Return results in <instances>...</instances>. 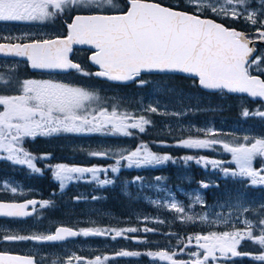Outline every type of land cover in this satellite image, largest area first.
Returning a JSON list of instances; mask_svg holds the SVG:
<instances>
[{
	"label": "snow or ice",
	"instance_id": "6c2138e0",
	"mask_svg": "<svg viewBox=\"0 0 264 264\" xmlns=\"http://www.w3.org/2000/svg\"><path fill=\"white\" fill-rule=\"evenodd\" d=\"M189 12L178 10L179 5L165 6L157 0H128L126 11L119 9L114 0H0V22L44 21L56 17L69 9L93 14L76 15L68 25V35L52 40H35L24 43H0V54L26 57L34 69L69 71L75 70L84 76L95 75L112 81L126 82L139 79L143 72L187 73L198 77L199 84L205 89L227 90L228 92L248 93L251 97L264 98V79L250 74L249 69L264 63V56L250 59L254 41L235 29L225 27L212 19L202 18L205 11L217 17L238 19L243 17L252 25L259 24L256 29L257 39L264 41V11L248 10V0H186ZM114 14H102L103 12ZM247 13V14H245ZM23 37L7 36L0 40H21ZM73 44L93 45L94 53L91 61L99 66V71L90 73L74 63L69 53ZM264 71V70H262ZM9 81L0 76V84ZM140 84L146 81L139 79ZM149 112H157L156 107H149ZM244 117L255 115L264 117V112H242ZM151 121L144 116L135 117L127 112H120L113 105L111 111L100 104L99 95L79 86L51 80H25L22 82L21 94L0 95V151L6 152L5 158L15 164L27 165L35 172H40L34 161L46 159V156L36 157L25 151L23 138L37 135L51 136L58 133H104L109 135H132L129 129L145 131V126ZM205 138H188L180 141L177 146L195 149L213 148L221 145L224 151L231 153L236 170L224 168L223 161L209 160L206 157H184L185 163L195 160L197 164L211 165L220 168L225 176L247 178L251 186L264 185V167L257 169L253 162L257 157L264 158V138L243 137L246 143H232L218 139V134L212 130H200ZM211 137V138H208ZM92 156H107L108 152H92ZM119 159L112 172H118L121 161H127L128 167L133 165L155 166L164 164L173 158L170 155H158L150 151L145 144L124 155L117 153ZM175 162V161H173ZM101 167H81L58 164L54 166V178L60 182L63 189L67 182L81 180L84 174L90 173L93 179L103 186L112 183L111 180L98 179V174L107 172ZM139 179V178H137ZM159 179V177L157 178ZM208 187L207 184L201 185ZM16 193L15 187L10 189ZM95 199V197H94ZM196 202L202 203L199 196ZM159 203V202H154ZM37 201L26 203H0V216L19 218L32 213L26 211ZM48 201L40 203L46 207ZM165 207L177 212L181 221H194L196 218L187 215L185 208L175 199L164 204ZM248 209H242L246 212ZM147 220V218H145ZM202 223L228 224L230 218L219 217L209 220L207 216L199 218ZM239 219V217H237ZM163 223V221H156ZM244 230L236 229L224 232H209L187 237V244L180 248L185 252L193 240L196 251H188L190 260H178L176 252L167 250L157 252H139L121 250L115 257L148 256L153 260L167 261L169 264H216L220 260L244 258L251 256L253 260L264 261V219L253 222L244 219ZM145 233L155 231L151 228L128 229H80L58 227L50 235H5V241L35 240L39 242L63 241L77 236H111L113 240L127 236V233ZM256 232L259 234L257 235ZM168 235H175L169 233ZM137 239L138 243L146 241ZM251 241L260 246L258 254L240 252L238 246L242 241ZM178 243L183 241L178 240ZM203 250V251H200ZM115 257L96 256L85 259L73 254L65 264H105ZM0 264H35L31 257L10 255L0 252Z\"/></svg>",
	"mask_w": 264,
	"mask_h": 264
},
{
	"label": "flooded vegetation",
	"instance_id": "af4514ba",
	"mask_svg": "<svg viewBox=\"0 0 264 264\" xmlns=\"http://www.w3.org/2000/svg\"><path fill=\"white\" fill-rule=\"evenodd\" d=\"M114 2L122 11H125L128 7V0H123V2L122 0H114ZM78 13L89 12H79L69 9L58 14L44 24L49 37L33 39L44 40L66 37L68 35V25L72 23L74 16ZM103 13L114 14L107 11ZM247 33L250 38L257 39L256 31H248ZM30 40H32V38L17 41L10 40L8 42L24 43L30 42ZM0 42L6 41L0 40ZM94 51L95 49L75 48L71 58L73 61L79 63L85 71L95 73L100 69L90 63V56ZM0 66L4 68L7 67L10 74L19 70L23 71L20 77L14 75V78H11L14 81L12 85L18 84L23 80L32 79L37 81L51 80L68 85L85 86L99 95L100 104L108 107L109 111H111V106L115 105L112 103L111 99L122 96V84L112 83L95 75L84 76L77 73L75 70H71L67 73L32 71L29 62L26 60L3 57H0ZM152 78V75L148 74L140 77V79L146 81V85L145 87L143 85V88L149 87L148 89H150L163 86L158 83V79L155 80ZM152 80L155 81L152 82ZM138 83L139 80L136 81L135 84L123 85V90L128 91L133 88L132 86L138 85ZM19 94L21 93L16 91L13 86L8 91H0V95ZM113 102L118 103L116 107L122 112V103L120 101ZM201 110H203L202 107L199 108V111ZM143 115L148 117V113H144ZM150 115H152V119H155L158 123L156 125H164L165 122L174 119V116L171 115L164 116L157 113H152ZM194 117L196 118V115H194ZM209 119L217 121V118H201L203 122ZM153 124L154 123L151 122L150 125H146L144 132H140L138 129H129L133 132L130 136L118 134L119 149L122 151L121 147L124 146L126 148L127 144L132 146L141 145L142 142L137 141L138 139L133 141L134 135L136 137L145 135L149 130V126ZM215 125L218 126L217 124ZM161 126H159V129L156 128L157 132L163 129ZM168 128L171 129V123H169ZM173 128L175 127L173 126ZM173 128L172 130L166 129V132L173 133ZM182 132L187 133V131ZM200 133L204 134V132ZM111 141L114 142V146L111 144ZM115 145L116 141L113 140V136L109 134L62 132L51 136L37 135L35 138H23L20 146L23 147L25 151L38 158L41 156L47 157L46 159H37L34 161L36 167L40 168V172L33 171L28 168L27 165L15 164L5 158H0V202L37 201L36 205H31L27 209V211L33 212L29 217L10 218L0 216V252L31 257L35 261V264H65L68 257L73 254L84 257L85 259H94L96 256H101L102 258L104 256L111 257L110 236L85 237L81 235L58 242H39L35 240L5 241L2 237L5 235H50L54 234L56 229L60 226H67L77 231L88 228L94 229L93 222H83L82 218L85 214L82 216V212L80 211L91 209L93 206L98 209L107 208L106 204L98 202L97 205L95 204L93 192L95 179L92 178L90 173H87L84 174L83 179L67 182L65 187L61 189L60 182L54 178L53 169L54 166L58 164L81 167L96 166L108 169L106 173L101 172L98 174V179H107L111 170L110 162L116 159L112 157L113 155L111 154V147H115ZM92 152H108L109 155L92 156L90 155ZM6 155V152L0 151V157H6ZM169 155L173 157L172 152H170ZM253 166H257L259 169L264 167V165L260 166L256 159L253 162ZM142 167L144 168L145 166ZM13 180L23 184V188H25L23 193H12L10 186L5 185L8 184V182L13 183ZM44 201H48L49 204L41 208L40 203ZM62 209L69 211L75 210L80 212V214L75 212L70 218L66 217L65 219H61L60 212ZM190 259H192V257L189 256L187 260ZM73 264H76V261H73ZM105 264H110V259L106 261ZM210 264H212L211 261ZM216 264H218V262H216Z\"/></svg>",
	"mask_w": 264,
	"mask_h": 264
},
{
	"label": "rangeland",
	"instance_id": "374dc122",
	"mask_svg": "<svg viewBox=\"0 0 264 264\" xmlns=\"http://www.w3.org/2000/svg\"><path fill=\"white\" fill-rule=\"evenodd\" d=\"M263 1V2H262ZM264 3V0H261ZM249 11L257 9H248ZM204 13V12H203ZM61 14V13H60ZM247 14V13H245ZM50 19L44 21H27V22H0V37H23L27 34V39L33 38H45L49 37L48 32L45 28V23L49 22ZM22 40V39H21ZM10 41V40H4ZM17 41V40H12ZM23 71H17L10 74L7 70V67L4 68L0 66V76H3L5 79L9 81L7 84H0V91H8L9 89L14 87V89L21 93L22 82L14 84V81L11 78L20 77V74ZM32 80V79H31ZM144 84L138 83L139 87H134L128 91L122 90V96L115 97V99H111L112 103L115 106H118L117 102L120 101L122 103V112L130 113L134 116L140 117L144 116L146 119L150 120L144 113L152 114L153 112L147 111L149 107H156L157 114L160 115H171L174 116L172 121L165 122L164 125H160L163 128L161 131L172 130L173 126L178 131L179 134H182V131H187L184 139L188 138H205L204 134H201L200 130L212 129L218 134V139H221L222 134L229 133L235 137H240L242 141L238 143H246L242 138L247 136L253 139L256 138H264V135L257 133L255 128L251 125H248L243 122L236 123H227L225 121H215V120H207L203 122L201 118L196 116V118L192 117V114L199 110L200 106V95L196 93L183 92V90H177L172 87L167 86H157L153 88H143ZM71 86H79L89 90L85 86L80 85H71ZM152 90V91H150ZM92 91V90H91ZM150 91V92H149ZM137 93V94H135ZM135 94V95H134ZM141 112V113H140ZM174 114V115H173ZM173 122V123H172ZM169 123H171V129L168 128ZM151 124V123H150ZM148 124V125H150ZM155 124H158L157 122ZM217 124L218 126H216ZM147 125V126H148ZM174 131V130H173ZM150 132H152L150 130ZM133 134V132H132ZM185 134V133H184ZM113 136V140L116 141V148H112L114 146V142L111 141L113 146L111 147V153L116 154L123 152V154L127 155L128 152L135 150L139 145L124 147L122 146V151L119 149V141L118 134L111 135ZM135 136V135H134ZM232 136V138H234ZM211 138V137H208ZM183 138L177 142V144L184 140ZM137 141L142 142V144L147 145L142 139H138ZM237 143V142H233ZM148 149L158 155H169L166 153H160L157 151H153L149 145H147ZM180 148V146H179ZM188 153H183L179 158H173L164 164L155 165L151 167H166L170 166V164H176L179 175H176V179H182L184 182H176L174 185L171 182H168L166 178L161 177L157 179L154 177L153 180L145 179L143 176H139V179H135L133 182V186L137 188L136 194L140 196L144 201L148 204L161 209L163 212H167L164 216H151L146 215L141 218L142 222H150V224L161 225L167 224L171 226L175 221L180 222L183 225H191L194 227H205L209 228L205 232V234L209 232H224L233 230V223L235 224L236 229L244 230L245 225L242 223L244 219L258 222L260 219H264V217H252L249 214V210L257 207H264V185H256L251 186L250 182L247 178L241 177H232L225 176L224 173L220 170V168H213L210 164L204 166L203 163L197 164L195 160H190L187 163L184 161V157L192 156V157H206L209 160H218L223 161V167L231 170H236V164L232 161L231 153H228L223 150L221 145H215L213 148H205V149H195V148H186ZM118 156V155H117ZM260 166L264 165V158L257 157ZM175 161V162H173ZM116 163L113 164L115 166ZM121 164L127 169H140L142 166L137 167L135 165L128 167L127 161H121ZM148 167V166H145ZM193 167L197 169H202L205 171L202 174L200 179H197L193 174ZM259 169L257 166L255 167ZM176 171L175 169H173ZM112 172V171H111ZM216 176H218L219 180H217ZM103 180V179H100ZM108 180H110L108 178ZM97 181V180H96ZM196 182V183H194ZM207 184L208 187H202L201 185ZM130 182L125 184L126 187L130 186ZM6 186H10V189L15 187L17 189V193L21 194L25 191L23 188V184L21 182L13 180V183L8 182L5 184ZM106 185V184H105ZM199 196L202 200V203L196 202V197ZM172 199H175L180 205L185 208V212L187 215L193 216L196 219L194 221H181L178 218V213L174 210H170L165 207L164 204ZM159 202V203H154ZM97 205V204H96ZM248 209L246 212H242V209ZM82 212L83 222H93L94 229H112L110 227V221L103 219V217H111V213L106 209H98L97 207H92L88 210L80 211ZM110 215V216H109ZM207 216L209 220L215 221L218 216L230 218L228 224H208L202 223L200 221V217ZM239 217V219H237ZM147 218V220L145 219ZM77 220V218H76ZM163 221V223H157L156 221ZM105 224V225H104ZM194 230H191V232ZM188 236H192L188 234ZM185 237L183 246L187 244V237ZM247 240L242 241L241 245L245 243ZM238 246V250L241 251L240 246ZM196 242L193 240L191 245H188V249L185 252H179V255H185L188 251H196ZM203 251V250H200ZM152 259V258H151ZM232 260V259H231ZM111 262V261H110ZM151 264H164L167 261H160L158 258L150 261ZM218 264H230V260H220L217 261Z\"/></svg>",
	"mask_w": 264,
	"mask_h": 264
},
{
	"label": "trees",
	"instance_id": "16d2710c",
	"mask_svg": "<svg viewBox=\"0 0 264 264\" xmlns=\"http://www.w3.org/2000/svg\"><path fill=\"white\" fill-rule=\"evenodd\" d=\"M157 1L170 6L179 5V9L193 11V9L187 7L186 0ZM259 1L260 0H248V7L257 6L260 7V11H264V3L258 4ZM202 15L213 17L223 22L228 27L247 32L256 31V29L260 27L259 24L252 25L243 17L238 19L217 17L216 15L208 11H205ZM259 19H264V16H260ZM261 56H264L263 47L259 48V51L253 58V60ZM262 70H264V63L259 64L258 67L256 65H253L249 69L250 74H258L264 78V71ZM152 77V79H158V83L160 85H165L177 90H183L200 95V106L203 110H197V112L192 114V117L195 114L196 116L201 118H217V121H225L227 123L243 122L253 126L257 133L264 135V117L255 115L244 117L242 115L244 109H247L250 113H255L257 111L264 112V102H262L261 100H251L246 96L230 95L225 93L224 91H220L217 93H208L199 88L198 81L196 79L190 77L180 75H152ZM155 80H152V82ZM132 87L139 86L136 85ZM148 118L154 124L149 126V130L145 133V135L137 137L134 136L133 141L140 138L147 145H149L152 150L166 154L172 152L174 158H179L181 154L188 153L187 150L185 151V149H183L182 147L179 148V146H177V142L182 138L184 139L186 133L179 134L175 129L173 133H168L166 131L160 130H158L159 132H157L156 128L159 129L160 125L155 124L156 120L152 119V115L148 114ZM150 130L152 132H150ZM232 136L233 135H230L229 133L222 134L221 140L232 143L242 141L240 137L233 136L234 138H232ZM130 146V144H127L128 148H130ZM112 155V157L116 159H113L110 162L111 166H113V164L116 163V160L119 159L116 154ZM176 168V164H170V166L160 168L148 166L140 169H127L123 166V164H120L118 172H111L110 170L108 178L112 181V183L101 186L98 183V180L95 179V186L93 188L95 204H97V202L106 204V210L112 212L111 217H103V219L110 221L109 224L112 229H143L145 227L155 229V231L147 233L139 231L136 233L126 234L127 236L134 237V239H126L120 237L113 240L110 236L111 257H115V253L121 250L139 252H157L167 250L170 253H177V255L174 257L175 259L187 260V258H189L188 253L185 255H179L180 248L183 247L185 237L188 236V234L192 236H194L195 234L203 235L207 230H209V228L183 225L178 221H175V223H173L171 226L167 224L155 225L152 223L150 224V222H142L141 218L146 215L164 216V214H166L167 212H163L161 209L156 208L144 201L140 196L136 194V191L138 189L133 186V182L139 176L145 177L146 180H153L154 177H159V179L163 177L166 178L168 182L173 183V185L176 182L180 183V181L184 182L185 184L184 180L182 181V179L180 178H178V180L176 179V175H179ZM173 169H175L176 171H174ZM192 170L195 171L193 175L197 179L203 177L201 175L205 173V171H203L202 169H197L196 167H193ZM216 177V179L219 180L218 176ZM127 182H130L132 184H130L129 187H126L125 184ZM75 212L80 214V212L75 210L69 211L62 209L60 212L61 219H65L66 217L70 218ZM249 214L254 218L261 216L264 217V207L253 208L249 210ZM191 230L194 231L191 232ZM169 233L175 235H168ZM256 234L258 235L259 233L256 232ZM136 238L144 240L146 242L138 243ZM178 240L183 241V243H178ZM239 249H241L240 252H248L252 254H258L261 250L259 245H254L251 241H246ZM110 261V264H151L150 261H152V259L148 256L142 255L137 257H115L114 259H110ZM230 263L264 264V261H256L253 260L251 256H248L244 258H233L232 260H230ZM164 264H169V262Z\"/></svg>",
	"mask_w": 264,
	"mask_h": 264
},
{
	"label": "water",
	"instance_id": "95a60500",
	"mask_svg": "<svg viewBox=\"0 0 264 264\" xmlns=\"http://www.w3.org/2000/svg\"><path fill=\"white\" fill-rule=\"evenodd\" d=\"M165 6H168V5H165ZM178 10H181V9H178ZM87 14H90V13H79V14H76V15H87ZM102 14H104V13H102ZM76 15H75V16H76ZM75 16H74V17H75ZM202 18L212 19V20H214L216 23L223 24L225 27H227L224 23H222V22H220V21H218V20H216V19H214V18H212V17L202 16ZM73 19H74V18H73ZM228 28H230V27H228ZM230 29H235V30H237V31H239V32H241V33H244V34L248 37V34H247L246 32H244V31L238 30V29H236V28H230ZM56 38H61V39H62V38H64V37H56ZM56 38H52V39H56ZM52 39H48V40H52ZM248 39L251 40V41H254L253 44H250V47H254V49H255L254 53H253V54L251 55V57H250V59H253L254 56H255V55L257 54V52H258V46H260V45H263V46H264V41L259 40V39H250L249 37H248ZM0 43H11V42H0ZM16 43H20V42H16ZM75 48L95 49L93 45H87V44H84V45H81V44H73V45H72V51L69 53V57H70L71 60H72L71 57H72V54H73V50H74ZM91 56H92V55H91ZM91 56H90V57H91ZM0 57L18 58V59H22V60H26V61H28L26 57H18V56H13V55H3V54H0ZM72 61H73V60H72ZM28 62H29V65H30V68L32 69V71H43V72H52V73H67V72L71 71V70H69V71H58V70L34 69V68L31 67V62H30V61H28ZM73 62H74V63H77V62H75V61H73ZM90 63H91L93 66H95V67H99L98 65H95V64L91 61V59H90ZM77 64H79V63H77ZM79 65H80V64H79ZM142 74H177V75L187 76V77H190V78H195V79L198 80V77H196L194 74L179 73V72H176V73L143 72V73H141V75H142ZM251 75L259 76L260 79H264L262 76H260V75H258V74H251ZM101 78L106 79V80H108V81H110V82H112V83H122V84L131 83V82H133V81L136 80V79H134V80H132V81L119 82V81H112V80H109V79L104 78V77H101ZM198 85H199V87H200L202 90H204V91H206V92L213 93V92H218V91H220V90H211V89H205V88H203V87L199 84V80H198ZM223 91H224L225 93H227V94H230V95L246 96V97H248V98L251 99V100H261L262 102H264V98H262V97H251L248 93L228 92L227 90H223ZM26 202H27V201H23V202H0V203H26ZM30 206H31V205H30ZM26 211H27V209H26ZM29 212L33 214L32 211H29ZM32 214H31V215H32ZM31 215H30V216H31ZM27 217H29V216H27ZM19 218H26V217H19ZM60 227H67V226H60ZM67 228H70V227H67ZM71 229H73V228H71ZM73 230H75V229H73ZM76 231H77V230H76ZM70 238H75V237H69V238H66L65 240L70 239ZM65 240H63V241H65ZM56 242H58V241H56ZM16 256H18V255H16ZM19 256H20V255H19Z\"/></svg>",
	"mask_w": 264,
	"mask_h": 264
}]
</instances>
